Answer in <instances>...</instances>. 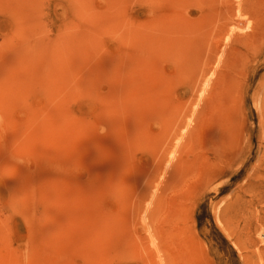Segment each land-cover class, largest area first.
Returning <instances> with one entry per match:
<instances>
[{"label": "rangeland", "instance_id": "rangeland-1", "mask_svg": "<svg viewBox=\"0 0 264 264\" xmlns=\"http://www.w3.org/2000/svg\"><path fill=\"white\" fill-rule=\"evenodd\" d=\"M247 2L0 0V264H264Z\"/></svg>", "mask_w": 264, "mask_h": 264}, {"label": "bare ground", "instance_id": "bare-ground-1", "mask_svg": "<svg viewBox=\"0 0 264 264\" xmlns=\"http://www.w3.org/2000/svg\"><path fill=\"white\" fill-rule=\"evenodd\" d=\"M260 6H264V0H248L246 5L244 6V9L248 10V13H252V12L258 13L260 11L259 10ZM240 8H241V3L238 6V10ZM152 10H153V7L149 5V11H152ZM257 15L261 19V21L263 22L264 15L261 14V12L258 13ZM259 25H260V29H258V27H257V31H255L253 35H250L248 33L243 34V35H241V34L237 35L236 31L233 28H228L226 25L225 27H223L221 29V35H224L225 39L228 42L234 40L237 37L241 42L251 40V38H252V40H251L253 42L252 44L259 46L261 40L264 38V23L263 24L260 23ZM153 30L158 32V24H154ZM154 40H155V38L149 37L147 41L145 40V43L143 46H146L147 49L149 50L150 47H148V45L152 46L151 44L153 43ZM263 105H264V100H263ZM259 121H260V123H259L260 132L264 135V116L260 115ZM185 123H186V121L182 119L180 121V123L174 128V130L172 132V136L174 137V139L186 138L187 131H185V132L182 131V128H183ZM200 128H201V126L198 127V129L196 131V134H197L196 136H198L200 134V132H199ZM207 132L211 136L215 135V129L208 128ZM250 135H251V133H250ZM251 140H252L251 136L248 135V141L251 142ZM260 146L262 147V144L259 145V148H260ZM251 147H252V142H251ZM237 157H242V155H237ZM261 166L262 165L260 164L257 167L256 171L258 173H259V169ZM228 167H229V165L225 164L223 167H214V168L210 169V171L208 173L209 176L207 175V180H206L207 186L209 188L219 189L218 184H217L219 179L221 180V179H224V178L230 176V173L227 169ZM255 174H257V173L254 172V176H255ZM254 184H255V182L252 181V183L249 185V187L246 189V191L253 194V200L254 201H256V200L260 201V200L264 199V183L262 182L259 187L255 186ZM229 207H230L229 214H231V213H233L231 204H229Z\"/></svg>", "mask_w": 264, "mask_h": 264}]
</instances>
